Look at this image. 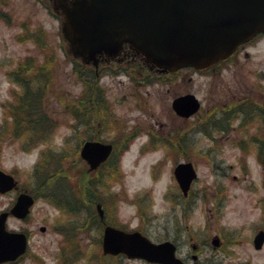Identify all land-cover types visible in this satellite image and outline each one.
I'll use <instances>...</instances> for the list:
<instances>
[{"label": "rangeland", "instance_id": "rangeland-1", "mask_svg": "<svg viewBox=\"0 0 264 264\" xmlns=\"http://www.w3.org/2000/svg\"><path fill=\"white\" fill-rule=\"evenodd\" d=\"M22 1L28 0H19L20 7L14 12L16 17L25 12ZM40 11L42 18L44 12ZM46 25L51 31L48 41L56 44L59 38L54 33L55 24L49 20ZM15 31L16 28H7L0 23V60L4 56L14 64L25 57L28 50L38 60H44L45 55L50 54L31 44H19L14 39ZM53 57L56 62L51 68L52 92L47 103L58 115L59 122L47 134L49 140L40 138L46 133L32 134L34 141L25 151L20 140H27L30 133L23 131V137L15 138L21 134H14L13 119L9 118V127L3 131L4 141L0 142L3 166L7 170L15 169L24 186H29L30 177L35 173H53L50 172L53 168L49 171L50 166L60 170L62 152L70 154L64 159L66 171L54 173L76 175L91 172L77 152L75 125L82 87L79 64L74 59L77 57L58 49L53 51ZM20 70L0 65V124L4 118L1 103L15 96V93L10 94L15 88L14 81L8 80L7 75ZM42 71L37 67L28 76H40L38 73ZM152 74L154 79L158 78L154 72ZM98 82L100 87L93 81L91 85H83L85 105H90V99L92 102L96 98L97 90H103V98L112 105L114 120L106 127L110 121L105 124L102 118L100 137L121 145L117 146L114 155L117 167L113 171L105 167L102 171L97 170V173L106 175L103 178L105 186L97 193L103 201L97 198L100 201L95 202L94 207L88 205L82 214L78 212L80 219L86 222L91 217L92 220L97 216V204L100 203L109 221L125 230L144 229L147 237L157 243L179 238L178 253L182 257L194 253V246H197V251L203 253L201 261L207 259L210 264H264V246L257 250L253 243L256 234L264 230V165L259 162L256 149L257 143L264 142V124L258 119L242 125L241 118L230 121L232 111L236 112L241 101L246 99L264 104V35L244 46L238 57L222 67L207 71L190 70L181 78H158L140 84L132 83L126 75L108 71ZM132 90V96H122ZM15 92L18 93L19 89ZM187 93L195 95L202 103L200 112L191 118L180 116L174 110V101ZM98 95L102 98L101 94ZM228 106L233 110L230 111ZM94 108L96 105L86 110L95 111ZM225 114L227 116L223 117ZM228 122L230 127L222 131L221 127ZM179 140L183 143L182 148L170 146ZM188 161L192 162L198 178L193 183V197L189 202H183L177 193L174 168L178 163ZM46 163L48 166L44 167ZM89 180H92L91 176L84 179V190L90 186ZM84 198L85 202L91 203L88 194ZM9 200L10 196L1 197L0 207ZM45 208L50 210L47 206ZM41 221L31 226L36 233L35 245L50 238L38 231ZM90 237L92 239L93 235ZM215 238H219V246L213 244ZM85 240L82 244L84 255L74 264L109 262L111 258L103 252L101 244L98 246ZM49 248L53 246L49 245ZM43 261L53 264L46 258ZM21 264L36 263L27 259ZM130 264L142 262L132 261Z\"/></svg>", "mask_w": 264, "mask_h": 264}, {"label": "flooded vegetation", "instance_id": "flooded-vegetation-1", "mask_svg": "<svg viewBox=\"0 0 264 264\" xmlns=\"http://www.w3.org/2000/svg\"><path fill=\"white\" fill-rule=\"evenodd\" d=\"M75 1L76 0L22 1L25 12L23 13V16L16 17L14 12L20 7L19 0H0V23H4L7 28L13 27L17 29L14 34V39L19 44H31L45 52H50L49 55H45L44 60H38V57L32 55L30 50H28L26 56L16 61L14 64L11 63V61L6 60L4 56L1 58L0 65H9L15 68H20L21 70L19 72L13 71L7 75L8 80L12 82L14 81L13 85L15 88L10 91V94L13 95V93H15V96L1 103V107L4 111V118L0 124V136H2L0 137V142L4 141L3 131L5 128L7 129V127H9L7 126L9 118L13 119L12 125H14V134H21L16 135L15 138L18 136L23 137V131H29L30 133L27 140H20L22 141V144L17 139V142H20L25 151L26 147L34 141V136L32 135L34 134V131L46 133L40 138L47 141L49 140L47 134L51 132L54 125L59 122L57 119L58 115L53 112V109L49 107V104L47 103L48 95L52 92L51 79L53 78L51 76V68L55 66L54 64L56 62V59L53 57V51L58 49L61 52L72 53V49L64 35L63 25L65 8L71 7ZM40 10L44 12L42 18L39 15L41 12ZM47 19L55 24L54 33H56L55 35L59 38V41H56V44H52L48 41V37L51 36V31L46 25L49 21H47ZM252 42L242 45L230 59L216 67H222L226 62L238 57L241 53V49L246 45L252 44ZM46 47H49L51 50H48ZM4 50L5 47L3 46V51ZM74 59L78 62L77 64H79L77 68L79 69V81L82 84L78 95V106L80 108L77 110V124L75 127L77 128L76 136L78 139L77 152H79L81 161L83 162L85 161L82 158V149L88 141H104L105 143H111L114 148L115 146L121 145L120 142L118 143L115 140L111 142L110 140H103L100 137L103 122L107 124V122L110 121L106 125L107 127L114 120L112 105L108 102L107 98H103V90H101V88V91L97 90L96 98H94L92 102L90 99V105L88 104L86 106L83 85H89L90 82L93 81L99 86L100 84H98V81L101 80L103 75L108 71H113L116 74L120 73V75H126L129 81L134 84L135 82L140 84L165 77L170 79L181 78V75L186 71H197L193 68H184L176 72L159 69L153 64L148 63L141 55L130 49L128 45H125L120 54L116 57H109L106 54L98 55L97 66H94V63L89 61L86 57H77ZM37 67L43 70L38 73L40 76L30 78L28 75H30L32 70ZM153 72L155 73V77L158 78L154 79ZM84 78H89L90 81L86 82ZM17 89H19L18 93L15 92ZM102 89H105L104 86ZM30 91L32 94H30ZM133 93L134 91L132 90V92L128 94L122 93V96H132ZM98 94H101L102 98ZM26 100L28 103L24 102ZM250 102H252V100L246 101L245 99L241 101L236 112H238L241 107L246 106V103L252 104ZM23 103L26 104V109H24V106L22 107ZM253 103L259 108H264V104H259L255 101H253ZM95 105L96 108L94 109H96L97 112L96 110L94 111L91 109L86 110V108H90L91 106L95 107ZM228 107L230 108V111L233 110L232 106ZM226 116L227 114L223 115V117ZM230 118V121H233L234 119L239 120V118H241V125L244 124L246 119L245 115L236 114L234 110L232 111ZM229 127L230 124L228 122V125L225 127L222 126L221 128L222 131H225ZM72 138L73 136L71 139ZM170 146L179 149L182 148L183 143L180 140L176 142L173 141ZM0 159V170L11 175L15 180V185L12 190L0 193V198L10 196L9 202L0 207V213L10 212L22 194L29 195L33 200L30 212L25 217H17L11 214L8 216L7 230L18 235L19 239L20 236H23V239L25 240V250L15 260L8 261L4 264H21L27 259L31 260L32 263L46 264L43 261L44 258L52 260L53 264H74L81 260L84 255L82 244L86 241L85 238L99 246L100 244L102 245L105 226L112 225L114 227L122 228V226H117L109 221L106 211L104 219L101 218L97 211V216L92 218V220L91 217H89L86 222L82 221L77 214L78 212L82 214L84 209L88 208V205L84 204V179L91 176L92 180H89L88 185H92L95 193H99L102 190L101 187L105 186L101 178H105L106 175L103 176V174L93 172L76 175L70 173H35L30 177L29 186H24L19 182L15 169L11 168L7 170L3 166L4 163L1 157V149ZM192 187L193 184L187 196H185L177 184V193L183 202H189L191 197H193ZM45 206L49 207L50 210L45 208ZM40 220L42 221L37 227L38 231L45 236H50V238H48L49 241L35 245L33 239L36 233L31 226H33L34 222H39ZM135 229L147 236L144 229ZM90 235H93L92 239ZM217 239L219 241V246L220 240L219 238ZM172 242L177 247V258H179L183 264H210L207 259L201 261L200 256L203 253L197 251V246H194V253H189L187 258H185L178 253L180 246L179 238H174ZM49 245H52L53 248H49ZM106 256H109L111 259L105 264H130L132 261L142 262V264H159L142 259H131L123 253ZM97 257L99 258V254H97Z\"/></svg>", "mask_w": 264, "mask_h": 264}, {"label": "water", "instance_id": "water-1", "mask_svg": "<svg viewBox=\"0 0 264 264\" xmlns=\"http://www.w3.org/2000/svg\"><path fill=\"white\" fill-rule=\"evenodd\" d=\"M64 32L73 53L96 62L98 54L116 56L125 44L159 68L176 71L185 67L202 70L230 57L237 48L258 34H264V0H76L65 8ZM194 95L174 101V109L189 117L199 109ZM112 146L87 142L82 155L96 169L107 160ZM184 194L197 178L192 163L175 168ZM13 177L0 171V191L10 190ZM33 204L22 194L11 213L25 217ZM104 216L101 205H98ZM8 213L0 215V264L13 260L25 250L22 236L6 230ZM218 245V239L213 241ZM256 249L264 245V231L254 240ZM105 254L126 253L161 264H182L176 246L166 241L151 242L140 232L128 233L107 226Z\"/></svg>", "mask_w": 264, "mask_h": 264}, {"label": "trees", "instance_id": "trees-1", "mask_svg": "<svg viewBox=\"0 0 264 264\" xmlns=\"http://www.w3.org/2000/svg\"><path fill=\"white\" fill-rule=\"evenodd\" d=\"M31 92V91H30ZM30 94H32V92L30 93ZM31 96V95H30ZM25 103H28V101L26 100V101H24ZM25 103H23V105H22V107L24 106V109H26L25 107H26V104ZM250 103H252V104H249V103H246L247 105L246 106H243V107H241L240 108V110H239V113L238 112H235L236 114H241V115H245V122L244 123H247V122H254V121H256V119H257V117H258V120H260V121H262V122H264V108H259L258 106H256L254 103H253V101L252 102H250ZM249 115H251V117H249ZM264 124V123H263ZM36 133H39V135L41 134L40 132H38V131H36V132H34V134H36ZM257 146H258V148H256L257 149V152H258V160H259V162L260 163H262L263 165H264V142H260V143H257ZM69 152H62V155L60 156L61 158V166L62 167H60L59 169L60 170H55L56 169V166H50V168H49V171H50V169L52 170V168H53V170H55V171H50V172H56V171H66V170H64L65 169V163H64V159L66 158V157H69ZM116 159L114 158V159H112V160H110V161H108V162H106V163H104L98 170H100V171H102V168H106V169H108V171H113L114 170V167H117L116 165H117V161H115ZM49 162L50 160H46V162ZM115 161V162H114ZM39 165V164H38ZM47 167L48 166V164L46 163V164H44V167ZM48 170V169H47ZM102 173H104V172H102ZM101 180L103 181V178H101ZM91 186V187H90ZM90 186H88V189H86V190H84V195L86 194H88V196L89 197H91L90 199H91V203L89 204V203H87V202H85V205L87 204V205H90L91 207H94V204H95V202H99L100 200L99 199H97V198H100L98 195H97V193H95L94 192V190L92 189V185H90ZM91 193V194H90ZM95 196H98V197H95ZM101 200H102V197L100 198ZM103 201V200H102Z\"/></svg>", "mask_w": 264, "mask_h": 264}]
</instances>
